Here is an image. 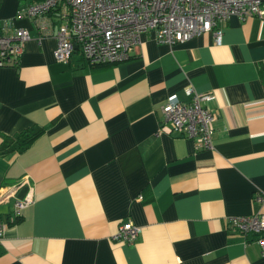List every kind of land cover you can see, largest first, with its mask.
<instances>
[{
    "label": "crops",
    "instance_id": "obj_1",
    "mask_svg": "<svg viewBox=\"0 0 264 264\" xmlns=\"http://www.w3.org/2000/svg\"><path fill=\"white\" fill-rule=\"evenodd\" d=\"M19 3L0 0L2 32L29 35L0 66V188L12 191L0 264H264V247L227 222L264 212L253 201L264 192V18L229 16L171 45L148 29L125 60L95 65L78 47L56 61L53 36L37 40L32 18L13 17ZM187 85L213 95L210 147L155 132L159 106L187 100ZM27 127L42 130L16 150ZM126 219L135 239H111Z\"/></svg>",
    "mask_w": 264,
    "mask_h": 264
},
{
    "label": "built area",
    "instance_id": "obj_2",
    "mask_svg": "<svg viewBox=\"0 0 264 264\" xmlns=\"http://www.w3.org/2000/svg\"><path fill=\"white\" fill-rule=\"evenodd\" d=\"M13 17L34 20L37 40L52 35L55 41L52 56L65 62L74 45L89 64L115 63L125 60L140 41V33L152 31L158 42H175L209 31L229 16L240 20L248 16L264 18V0H19ZM9 25L1 22V28ZM214 40L220 29L214 28ZM23 27L8 34L0 32V66L15 59L28 38ZM187 100L169 94L159 106L162 121L156 133H175L192 139L195 148L210 147L215 115L203 105L213 98L210 92H198L191 86L183 88ZM10 191L0 188V201ZM253 201L264 204V192L253 194ZM31 202L26 192L13 200V212ZM228 225L243 236L251 234L259 248L264 247V212L256 210L248 215H230ZM3 224L0 222V235ZM138 227L128 219L120 221L110 238L131 243Z\"/></svg>",
    "mask_w": 264,
    "mask_h": 264
},
{
    "label": "trees",
    "instance_id": "obj_3",
    "mask_svg": "<svg viewBox=\"0 0 264 264\" xmlns=\"http://www.w3.org/2000/svg\"><path fill=\"white\" fill-rule=\"evenodd\" d=\"M34 1V0H29ZM14 64V62H13ZM104 63H98L95 65H101ZM259 75L261 76V79L264 81V69L259 70ZM41 127L39 128H24L21 131H19L13 138V147L16 150H21L25 148L27 145H29L40 133H41Z\"/></svg>",
    "mask_w": 264,
    "mask_h": 264
},
{
    "label": "bare ground",
    "instance_id": "obj_4",
    "mask_svg": "<svg viewBox=\"0 0 264 264\" xmlns=\"http://www.w3.org/2000/svg\"><path fill=\"white\" fill-rule=\"evenodd\" d=\"M34 1H36V0H34ZM5 20H6V19H5ZM10 20H11V19H10ZM3 21H4V20H3ZM9 25H10V22H9ZM11 30H12V29H11ZM11 30H10L8 33H10ZM0 32H1L2 34H8V33H4V32H2L1 23H0ZM74 47H78V46L74 45L73 48H74ZM73 48H72V50H73ZM72 50H71V51H72ZM69 55H70V53H69ZM68 58H69V56H68ZM68 58H67V59H68ZM16 60H17V57H16L14 60L11 59V61H10L9 63H11V62H15ZM66 61H67V60H66ZM9 63H7V64H9ZM7 64H4V65H7ZM4 65H1V66H4ZM10 192H12V191H10ZM25 193H26V192H25ZM25 193H24V194H25ZM28 193L30 194L29 191H28ZM24 194H23V195H24ZM8 195H10V194H8ZM23 195H22V196H23ZM22 196H21V197H22ZM30 196H31V194H30ZM21 197H19V198H21ZM14 199H17V198H14ZM14 199H13V200H14ZM31 200H32V198H31ZM12 203H13V201H12ZM29 203H30V202H29ZM29 203H28V204H29ZM23 207H24V206H23ZM20 209H21V208H20ZM20 209H19V210H20ZM12 211H13V209H12ZM18 212H19V211H18ZM15 215H17V214H15ZM0 222L3 224L2 221H0ZM3 228H4V224H3ZM2 230H3V229H2ZM1 233H2V232H1ZM0 236H1V235H0Z\"/></svg>",
    "mask_w": 264,
    "mask_h": 264
}]
</instances>
